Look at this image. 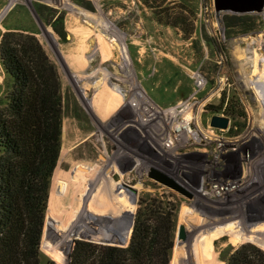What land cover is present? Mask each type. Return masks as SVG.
Returning a JSON list of instances; mask_svg holds the SVG:
<instances>
[{"label":"rangeland","instance_id":"1","mask_svg":"<svg viewBox=\"0 0 264 264\" xmlns=\"http://www.w3.org/2000/svg\"><path fill=\"white\" fill-rule=\"evenodd\" d=\"M92 1L95 11L74 0H0V37L12 28L33 31L61 73L62 146L54 171L57 179L53 175L51 181L38 264H66L60 257L70 248L68 263L74 250L72 243L84 236L74 237L72 243L68 237L81 228L85 236L98 237L94 239L97 242L114 235L118 236L112 240H120L135 219L138 201L147 192H173L182 200L178 225H186L188 238L176 242V236L171 264H227L221 257L231 253L229 246L237 248L244 242L264 250V122L256 121L261 120L256 117L258 93L248 83L254 77L256 62L264 60V11L247 13L257 20L258 29L228 37L223 15L229 12L217 15L214 0ZM35 2L65 14L66 39L41 17ZM177 14L184 23H166L174 22ZM183 27L192 30L190 35ZM198 72L203 77L200 88L196 86ZM6 77L0 63V98L6 91ZM258 80L262 85L264 76ZM114 85L121 87L122 93L116 92ZM118 101L124 104L115 111ZM133 101L137 105H132ZM129 111L139 112L150 123L167 116L171 130L175 122L183 124L187 118L192 119L190 125L198 138L192 139L186 130L181 132L185 139L176 149L181 155L172 167L173 173H180L184 179L192 172L196 183H184L192 196L156 181L140 184L130 174L125 179L130 184L119 185L125 194H121L119 209L131 213L122 218L114 216L111 209L107 216L95 217L92 205L86 204L90 198L87 181L71 180L76 172L82 174L78 165L92 169L93 164L100 165L103 145L110 157L113 147L139 143L135 136L124 142L129 132L122 130V114ZM215 115L228 116L229 127H213L211 118ZM169 151L167 156L174 160ZM113 157L130 163L116 153ZM226 173L241 185L218 198L208 189L210 184L199 180L208 174ZM65 181L68 187L59 194L57 183L64 185ZM92 185L96 186L91 195L98 194L101 190L96 182ZM97 205L95 202L93 207Z\"/></svg>","mask_w":264,"mask_h":264},{"label":"trees","instance_id":"2","mask_svg":"<svg viewBox=\"0 0 264 264\" xmlns=\"http://www.w3.org/2000/svg\"><path fill=\"white\" fill-rule=\"evenodd\" d=\"M74 2L95 11L92 0ZM35 6L66 39L65 14L46 4L35 2ZM223 21L228 37L259 26L247 13L229 12ZM166 23L179 25L184 19L177 14L174 22ZM183 28L190 35L192 30ZM0 63L7 76L0 98V264H38L51 181L62 146L61 73L36 34L18 28L1 33ZM181 202L173 192L144 193L127 246L76 239L70 264H171ZM76 235L82 237V231ZM229 249L231 253L221 257L227 264H264V250L254 243ZM67 253L60 257L66 264Z\"/></svg>","mask_w":264,"mask_h":264},{"label":"built area","instance_id":"3","mask_svg":"<svg viewBox=\"0 0 264 264\" xmlns=\"http://www.w3.org/2000/svg\"><path fill=\"white\" fill-rule=\"evenodd\" d=\"M195 76L196 86L200 88L202 85L203 77L199 72ZM132 105H137V101H133ZM138 108L142 109L140 104L138 105ZM122 117L124 123V127L122 128V130L129 132L127 133L129 136L128 138L124 139V142H129L127 141V139L130 140V138L134 136L136 138H140L141 140L139 139V141H147V151L145 152H143V148H141L142 150H137V148L132 149L131 146L123 147L122 145L117 146V150L115 152L118 156H122L127 160H130V163L128 164L131 165L132 171L138 175V182H140V184L145 183L147 179V172L151 168L158 169L159 171H162L166 174H171L175 176V178H178L180 180L184 179L180 176V173H173L174 170H172V167H174L177 163L176 161L178 160L179 154L181 155L179 150L176 149L181 145L180 142L185 139L184 134L182 135L181 133L183 130L187 131V129L185 128V120L183 124L175 122L174 126L172 125L173 129L171 130L169 129L171 125L167 116L161 117L160 120H157L158 122L151 123L150 119H143V116L139 112H125L124 114H122ZM190 127L193 128L192 125H190ZM187 133L189 134V132ZM192 139H194V137H192ZM168 151L172 155L174 160L171 159V157L167 156ZM179 167L183 169L185 168L182 165H180ZM179 170L180 169H178V171ZM191 174L192 172L189 171L186 175V178L184 179L186 183L190 185H192V182L196 183L191 177ZM230 174H208L200 177L199 180L201 179L202 182L210 184L208 189L211 193H213L215 197L218 198L221 196L229 195L230 193L235 191V189L237 190V188L241 185V182L238 181L236 177ZM181 185L183 186V184Z\"/></svg>","mask_w":264,"mask_h":264},{"label":"crops","instance_id":"4","mask_svg":"<svg viewBox=\"0 0 264 264\" xmlns=\"http://www.w3.org/2000/svg\"><path fill=\"white\" fill-rule=\"evenodd\" d=\"M122 104H124L123 101L122 102L121 101L116 102L115 111L120 109L122 107ZM115 111H113L111 113V115L109 116L110 119L113 118V114L115 113ZM138 139H140V138H138ZM103 146L104 147L102 148V151L104 152V157H101V160H103V161H100V163H99L100 165L97 166L96 163L93 164V169H92V166L90 168V167H87L86 165H78L77 166V168L79 169L78 171L81 170L82 174L80 175L79 173L76 172L75 176H73L71 181L75 182V183H77L78 181H81V182L84 181V180L87 181L86 182L87 188H88L87 191H89V188H90V186L92 185L93 182H96V184L98 182V190L99 191L100 190L103 191V193L101 194L100 193L101 191H100L98 194L90 195V198H89V200L86 203L88 205H90V204L92 205L91 213L93 214V216H95V217L96 216H107L108 212H109L108 210L112 209L111 211L114 212V216H115V214H119V215H121L120 217L123 218L125 215L129 214L130 211H128L126 208L119 209L120 208L119 207L120 206V199L123 198L122 195L125 196L124 192H122L120 190V186L119 185H120V183H122V182H120V180L123 179L124 177H127V174L124 175L123 173H121L119 180L114 177V174H113L114 169L116 168V165H117L118 161H121V159H117L116 158L118 161L116 160L114 163H112V161H110V160L107 161L108 159H106V158H109L108 155H109L110 151H108L106 149L107 147L105 145H103ZM131 147H132V149H136L137 148V150L143 148V152H145V151H147V141H145V140L139 141V144L132 145ZM116 150H117V147H113V149L111 150L112 151V155L115 154ZM87 170L89 171V173H88ZM85 172H87V173H85ZM54 178L57 179L56 178V173L54 175ZM65 182L66 183L64 185H62L63 182H59L60 184H58L56 182L57 186L59 188L58 189L59 194L65 193L64 190H66V188L68 187V186H66V185H68L67 184L68 181H65ZM51 196H52V193H51ZM130 199H131V197H130ZM92 202L99 203L100 205H97V206L93 207L94 203L92 204ZM105 204L109 205L107 207H109L110 209H106L107 207L106 208L104 207ZM124 210L126 211L125 213H123ZM89 211L90 210H87V212H89ZM120 211H121L122 214L121 213H117V212H120ZM110 217H112V216L110 215ZM115 221H117V219ZM62 226L66 227L67 224H64V225L62 224ZM112 229H117V228H115V226H113ZM80 230L82 231V234H83L82 237L84 236V238L86 240L95 241L94 239L98 238L96 236H94L96 238H93L92 235H86L85 236L83 228L78 229L77 232H79ZM107 230H109V229H107ZM76 236H78V235H76ZM68 238L72 239L74 237H68ZM99 238H101V237H99ZM112 239H113L112 237H106L105 236V238H103L102 240L105 241L106 243H113ZM95 242H97V241H95ZM98 242H99V240H98Z\"/></svg>","mask_w":264,"mask_h":264},{"label":"water","instance_id":"5","mask_svg":"<svg viewBox=\"0 0 264 264\" xmlns=\"http://www.w3.org/2000/svg\"><path fill=\"white\" fill-rule=\"evenodd\" d=\"M214 9L217 15H220L222 12H232L233 14H245V13H261L264 11V0H214ZM230 124V118L224 115H215L211 118V125L216 128H228ZM148 175L152 178L157 179L160 183L166 185L169 188L175 189V191L183 194L184 196L191 197L192 193L180 185L178 181L175 180L172 176L159 171L158 169H153ZM133 213V212H132ZM134 214V213H133ZM134 228V221L128 226L123 237H120L119 243L121 246H125L128 240V237H132ZM188 238V230L186 225L181 222L178 225L177 229V238L176 242L179 240H186ZM78 238H75V240ZM82 239V238H79ZM99 243L107 244L105 242L99 241ZM75 241L73 242L74 248ZM112 245V244H108ZM68 263L70 264V256L68 258Z\"/></svg>","mask_w":264,"mask_h":264},{"label":"bare ground","instance_id":"6","mask_svg":"<svg viewBox=\"0 0 264 264\" xmlns=\"http://www.w3.org/2000/svg\"><path fill=\"white\" fill-rule=\"evenodd\" d=\"M260 60V59H259ZM263 60V59H262ZM255 62V61H254ZM253 75L254 77L249 80V86L255 91L258 93V103H259V112L257 113V116L259 119L261 120H256L258 121L257 123H262L261 121L264 122V96H262V93L264 92V83L261 85L260 81L258 80L260 76H264V60L263 62L261 63L260 61L259 62H256V65H255V68L253 70ZM113 89L118 92V93H122V89L121 87H119L118 85H114L113 86ZM177 112V111H176ZM174 113H175V109H173L172 111L169 112V114H171V116H174ZM257 118V119H258ZM192 119L191 118H187L185 120V128L187 129L186 132H189L190 135L192 137H194V139H196L198 137V133L196 131H194V129H192L190 127V123H191ZM263 124V123H262ZM258 125V124H257ZM199 140V139H198ZM131 189V188H130ZM132 190V189H131ZM133 191V190H132ZM133 193L135 194V192L133 191ZM136 195V194H135ZM135 199V198H134ZM114 243H118V241H114Z\"/></svg>","mask_w":264,"mask_h":264},{"label":"flooded vegetation","instance_id":"7","mask_svg":"<svg viewBox=\"0 0 264 264\" xmlns=\"http://www.w3.org/2000/svg\"><path fill=\"white\" fill-rule=\"evenodd\" d=\"M111 160L110 161H112V163H114L117 159L115 158V157H113V155H111L110 157H109ZM118 161V160H117ZM154 168H151V169H149V171L147 172V175H146V177H147V179H146V181L145 182H148V181H154V180H156L157 181V179H155V178H152V177H150L149 175H148V173L149 172H151L152 170H153ZM121 173H123L124 175L125 174H127V175H130V174H132V177H133V179L134 180H136L137 178H138V175L135 173V172H133L132 171V168H131V165L130 164H128V163H126V162H124V161H118V163H117V165H116V168L114 169V172H113V174H114V177L116 178V179H120V175H121ZM168 175H170V176H172L173 178H175V176H173V175H171V174H168ZM191 177H192V174H191ZM124 180H120V182H122V184H130V181H125V179H126V177H124L123 178ZM175 180L176 181H178L179 183H181V184H183V186H184V183L186 182L184 179H178V178H175ZM158 183H160L159 181H157ZM180 184V185H181ZM97 185H98V182H97ZM161 185H163V186H166V185H164V184H162L161 183ZM96 186V185H95ZM95 186H93V185H91L90 186V191L88 192L90 195H91V193L95 190ZM182 186V185H181Z\"/></svg>","mask_w":264,"mask_h":264}]
</instances>
